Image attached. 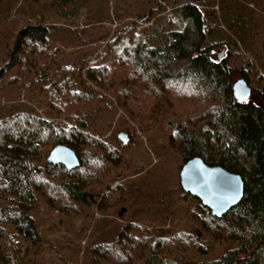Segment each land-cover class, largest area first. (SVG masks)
Instances as JSON below:
<instances>
[{
  "label": "trees",
  "instance_id": "obj_1",
  "mask_svg": "<svg viewBox=\"0 0 264 264\" xmlns=\"http://www.w3.org/2000/svg\"><path fill=\"white\" fill-rule=\"evenodd\" d=\"M42 1L62 10L85 0ZM174 1L171 13L159 5L133 16L86 59L68 52L45 21L17 33L0 82H25L44 94L50 116L26 109L0 119V264H41L27 259L24 250L42 240L34 214L41 198L63 214L79 216L78 201L120 186L109 181L123 155L96 132L85 112L88 102L106 93L132 118L130 103L147 100L139 122L145 131L172 114L176 121L169 143L179 155V169L200 156L240 174L245 192L220 218L179 184L194 202L192 217L203 231L219 244L240 240L217 259H209L203 235L163 234L137 222L121 226L112 241L93 245L94 259L99 264H264V71L250 60L241 67H234L231 58L214 60L216 43L208 38L204 9L210 1ZM140 22L148 25L140 29ZM236 71L253 86L248 100L234 96ZM125 130L133 139L131 129ZM58 144L74 149L81 165L68 169L48 162Z\"/></svg>",
  "mask_w": 264,
  "mask_h": 264
},
{
  "label": "rangeland",
  "instance_id": "obj_2",
  "mask_svg": "<svg viewBox=\"0 0 264 264\" xmlns=\"http://www.w3.org/2000/svg\"><path fill=\"white\" fill-rule=\"evenodd\" d=\"M206 1H210L204 6L209 12L208 38L216 43L212 51L214 60L231 58L234 67L250 60L263 72L264 0ZM159 5L168 13L177 8L174 0H85L62 10H55L42 0H0V68L10 60L17 33L29 23L45 21L53 26L52 36L61 40L68 52L76 53L77 59H86L96 52V46L105 45V39L120 25L133 20V16L148 14ZM96 15L100 21L93 19ZM146 25L140 22L139 28ZM235 77L240 79L241 73L236 71ZM98 93L102 95V91ZM105 95L101 100L88 102L85 112L96 132L123 155L109 181L111 187L120 186L111 193L78 201L79 216L63 214L41 198L39 211L34 214L39 220L42 240L25 245L24 250L29 252L27 259L41 264H99L90 249L112 241L128 222L146 225L163 234L186 230L203 235L211 260L238 247L237 239L219 244L192 217L194 202L181 192L179 155L169 143L174 116L164 115L157 127L145 131L139 122L147 105L142 102L147 100L130 103L135 113L132 118L113 96ZM26 109L50 116L44 94L27 88L25 82H0V119ZM125 128H130L133 135L129 144L119 139Z\"/></svg>",
  "mask_w": 264,
  "mask_h": 264
},
{
  "label": "water",
  "instance_id": "obj_3",
  "mask_svg": "<svg viewBox=\"0 0 264 264\" xmlns=\"http://www.w3.org/2000/svg\"><path fill=\"white\" fill-rule=\"evenodd\" d=\"M233 92L237 100L245 101L252 97L253 88L247 79L240 78L233 84ZM119 139L124 144L131 141L127 132H121ZM48 162L63 164L68 169L81 165L76 151L64 144L52 149ZM180 183L185 192L197 197L213 215L220 218L242 201L245 192V182L240 174L222 166L209 165L200 156L184 163L180 171Z\"/></svg>",
  "mask_w": 264,
  "mask_h": 264
}]
</instances>
